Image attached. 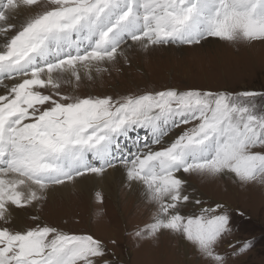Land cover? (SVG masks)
I'll list each match as a JSON object with an SVG mask.
<instances>
[{
	"label": "snow or ice",
	"instance_id": "obj_1",
	"mask_svg": "<svg viewBox=\"0 0 264 264\" xmlns=\"http://www.w3.org/2000/svg\"><path fill=\"white\" fill-rule=\"evenodd\" d=\"M209 38L264 43V0H0V264H115L102 239L65 233L31 209L50 189L119 168L150 206L135 237H179L206 264L249 250L250 241L219 251L231 210L205 206L186 177L264 184V105L254 100L264 93L62 91L110 71L136 45Z\"/></svg>",
	"mask_w": 264,
	"mask_h": 264
},
{
	"label": "rangeland",
	"instance_id": "obj_2",
	"mask_svg": "<svg viewBox=\"0 0 264 264\" xmlns=\"http://www.w3.org/2000/svg\"><path fill=\"white\" fill-rule=\"evenodd\" d=\"M41 4L46 5L47 0H41ZM107 67L110 71L93 72L94 78L84 77L79 85L75 82L63 85L62 91L80 97H120L169 88L264 93V43L261 42L230 43L209 38L200 45H172L150 50L136 45L128 49L127 60L121 58L120 63ZM254 100L258 106L264 105V96ZM190 127L192 125H186L175 131ZM86 178L50 189L47 198L31 209V215L65 233L91 234L102 239L108 248L106 259L115 264H206L193 247L185 240L181 243L179 237H135L137 227L143 226L151 215L150 206L139 194L142 192L139 186L126 185L122 168L109 169L98 178L100 183H81ZM186 178L191 185L189 190L206 201L205 206L222 203L231 210L233 230L226 235L220 252L231 253L229 243L252 242L249 250L232 257L230 264H264V184L240 185L227 177ZM97 192L102 195V202L97 200ZM25 223L30 225L31 220L26 219ZM173 239L178 241L177 245Z\"/></svg>",
	"mask_w": 264,
	"mask_h": 264
},
{
	"label": "bare ground",
	"instance_id": "obj_3",
	"mask_svg": "<svg viewBox=\"0 0 264 264\" xmlns=\"http://www.w3.org/2000/svg\"><path fill=\"white\" fill-rule=\"evenodd\" d=\"M100 176H96V177H87L85 180H83V181H81V183H100V182H98V178H99ZM226 183H229V182H226ZM232 183V182H231ZM139 194H141L142 195V192H140ZM161 238V237H160ZM175 239H173L172 241H174ZM171 240H169L168 242L169 243H171L172 242ZM176 241V240H175ZM174 243V242H173ZM177 243H178V241H176L174 244H176L177 245ZM181 243H184V241L183 240H181ZM172 245V244H171ZM172 248V247H171Z\"/></svg>",
	"mask_w": 264,
	"mask_h": 264
}]
</instances>
